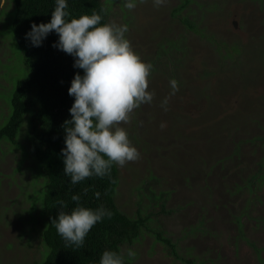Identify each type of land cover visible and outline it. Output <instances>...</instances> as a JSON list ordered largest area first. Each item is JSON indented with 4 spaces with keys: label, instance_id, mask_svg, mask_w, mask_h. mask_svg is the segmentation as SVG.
Wrapping results in <instances>:
<instances>
[{
    "label": "rangeland",
    "instance_id": "374dc122",
    "mask_svg": "<svg viewBox=\"0 0 264 264\" xmlns=\"http://www.w3.org/2000/svg\"><path fill=\"white\" fill-rule=\"evenodd\" d=\"M183 1L134 0L129 10L127 0H102L108 23L127 25L132 50L152 65V102L120 125L140 158L118 166L116 202L130 216L140 206L153 216L132 247L133 264H264V0H190L173 15ZM10 2L0 0V30L9 27ZM8 43L0 32L2 114L25 69L12 32ZM28 129V122L20 127L19 146L0 142V264H25L46 249L31 201L20 193V185L32 191L25 178L43 181L30 150L21 160ZM150 178L168 196L164 209L142 196ZM159 229L174 248L156 240Z\"/></svg>",
    "mask_w": 264,
    "mask_h": 264
},
{
    "label": "trees",
    "instance_id": "16d2710c",
    "mask_svg": "<svg viewBox=\"0 0 264 264\" xmlns=\"http://www.w3.org/2000/svg\"><path fill=\"white\" fill-rule=\"evenodd\" d=\"M66 2L68 4L66 11L70 13L66 19L69 21L73 18L78 19L81 15H91L93 12L102 16L101 25L109 21L110 10L109 8L107 10L102 0ZM189 2L190 0H184L176 6L173 15L182 11ZM55 6L56 0H11L9 9L4 12V21L9 27L0 30L8 37L9 47L12 32L16 43L22 49L25 65L24 74L18 78L11 99L5 98L7 102L9 101L10 113L0 112V117L7 118L0 126V142L6 140L19 146L17 134L20 127L22 130L28 122L27 143L22 145L24 150L21 160L28 156L29 152L26 150H30L37 165L38 175L43 179L41 182L24 179L31 185L32 191L20 185V188H23L20 193H24L27 199H30L31 209L38 211L37 215L31 210L32 220L33 218L35 220L32 224L39 226L40 240L46 248L39 256L40 259L29 260L25 264H100L101 256L106 250L122 254L124 264H133V257H129L127 253L129 251L135 253L132 247L139 241L144 229H149V222H152L153 216L149 212H142L141 206L137 209L136 216H130L120 208L116 202L120 182L118 166L113 164L110 176L103 178L92 176L75 185L71 184L69 176L64 175L65 157L61 150L66 147V132L62 126L66 120L72 119L69 109L75 100V97L68 94V89L74 76L77 73L83 76L84 72L73 67V56L53 47L59 40L58 34L54 31L49 33L38 47L33 46L30 39H26V34L31 31L33 23L39 25L50 22ZM181 22L203 33L199 24L189 17H182ZM20 172L24 177L25 171ZM22 177L21 180L24 182ZM11 178L14 180V177ZM151 178L154 179L153 176ZM151 178L144 181L141 187L142 196L153 201L155 205L160 200L159 204L164 209L168 196H164L165 190H156L154 184H157V181L154 182ZM97 192L100 193L99 198L95 195ZM73 195L80 197L79 205L72 201ZM60 200L67 204L66 208H61L58 204ZM77 206L93 210L103 206L112 215L110 218L103 217L95 224L85 237L83 247L76 248L74 245L66 247L65 241L51 225V221L58 218L60 210L70 214ZM156 240L174 248L171 237L160 229L156 231ZM125 247L127 252H124Z\"/></svg>",
    "mask_w": 264,
    "mask_h": 264
},
{
    "label": "clouds",
    "instance_id": "9594fccd",
    "mask_svg": "<svg viewBox=\"0 0 264 264\" xmlns=\"http://www.w3.org/2000/svg\"><path fill=\"white\" fill-rule=\"evenodd\" d=\"M153 3L160 7L165 0H153ZM124 6L132 10L136 3L127 0ZM67 8L66 0H56L50 22L33 23L26 39L38 47L54 31L59 40L53 47L73 56V67L84 72L83 76L79 73L74 76L68 89V94L75 97L69 109L72 119L66 120L62 126L66 132V147L61 150L65 157L64 175L69 176L71 184L75 185L92 176H110L113 164L124 167L140 158V153L131 145L126 130L120 125L130 123L134 110L142 104H150L155 94L148 91L152 65L143 62L132 50L125 38L127 25L114 22L101 25L102 16L96 12L69 21L66 19L70 15ZM170 87L173 95L179 90L176 80L170 81ZM167 102L166 98L161 105L165 110ZM95 195L99 198L100 193ZM71 199L79 205L78 195ZM58 204L61 208L67 207L63 200ZM111 215L103 206L96 210L77 206L70 214L60 210L51 225L66 247L81 248L95 224ZM127 255L134 257L135 253L129 251ZM100 264H124L123 255L106 250Z\"/></svg>",
    "mask_w": 264,
    "mask_h": 264
}]
</instances>
